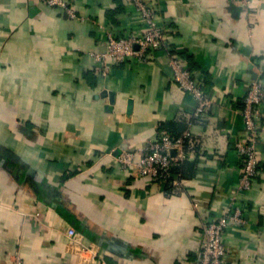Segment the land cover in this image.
<instances>
[{
    "label": "crops",
    "instance_id": "0c3cea01",
    "mask_svg": "<svg viewBox=\"0 0 264 264\" xmlns=\"http://www.w3.org/2000/svg\"><path fill=\"white\" fill-rule=\"evenodd\" d=\"M146 1L205 84L206 118H195L163 50L106 78L94 72L91 52L106 42L97 24L126 36L140 20L131 0H69L75 19L45 0H0V264L16 253L25 264H194L203 225L233 195L246 225L224 235L228 264H264V121L250 191L238 155L239 110L252 81L264 80V0L245 14L236 0ZM163 130L190 131L198 147L170 193L117 162L123 149L145 154ZM74 238L95 248L81 252Z\"/></svg>",
    "mask_w": 264,
    "mask_h": 264
},
{
    "label": "built area",
    "instance_id": "2783aa9c",
    "mask_svg": "<svg viewBox=\"0 0 264 264\" xmlns=\"http://www.w3.org/2000/svg\"><path fill=\"white\" fill-rule=\"evenodd\" d=\"M241 11L249 13L253 0H236ZM53 8L61 9L70 18L75 19V10L69 0H45ZM140 18L139 28H130L126 36H116L114 32L98 23V28L106 34L105 49L91 52L95 61L94 72L102 78L111 73L114 65L124 63L130 58L142 61H152L156 53L165 51L169 68L172 71V81L181 92L192 94L196 100L195 118L204 119L209 115L212 100L209 98L205 84L198 81L196 74L189 68L186 61L170 48L169 31L158 23V13L146 0H131ZM243 119L245 138L239 142V160L243 168L240 188L250 191L259 177L258 146L262 135L264 121V80L259 76L250 86L249 92L243 100L239 110ZM197 140L190 131L174 136L166 130L150 141L145 154L123 149L117 162L127 171H136L140 177H150L160 182H168L173 178L172 168L178 162L192 158L195 154ZM174 179V178H173ZM175 186L181 182L173 180ZM233 202L226 206L223 214L203 225L204 243L201 258L194 264H228L230 248L226 244L224 235L233 226H245L244 210L238 205V198L233 195ZM70 231L69 235L74 236ZM82 238H74L72 246L83 252L94 249L82 244ZM11 264H25L21 255L16 253Z\"/></svg>",
    "mask_w": 264,
    "mask_h": 264
},
{
    "label": "trees",
    "instance_id": "16d2710c",
    "mask_svg": "<svg viewBox=\"0 0 264 264\" xmlns=\"http://www.w3.org/2000/svg\"><path fill=\"white\" fill-rule=\"evenodd\" d=\"M196 152H198V147L196 146ZM190 160V159H189ZM186 164H192V163H190L188 160H186V161H183V162H178V163H176L174 166H173V168H172V174H173V178L174 179H176V177H178L179 179V181H182L183 180V176H182V174H181V172H182V169L184 168V166H186ZM170 179L169 181L171 182H173V180L174 179ZM168 181V184H167V188H166V190H168V192L169 191H173V187H172V185H171V183ZM170 193V192H169Z\"/></svg>",
    "mask_w": 264,
    "mask_h": 264
},
{
    "label": "water",
    "instance_id": "95a60500",
    "mask_svg": "<svg viewBox=\"0 0 264 264\" xmlns=\"http://www.w3.org/2000/svg\"><path fill=\"white\" fill-rule=\"evenodd\" d=\"M19 164H20V167L23 169V170H28L29 174H33L34 172V169L30 166V164H28L25 160L23 159H20L19 160Z\"/></svg>",
    "mask_w": 264,
    "mask_h": 264
}]
</instances>
